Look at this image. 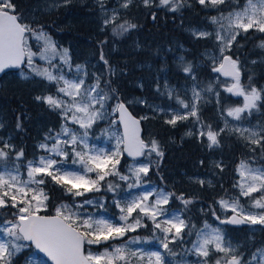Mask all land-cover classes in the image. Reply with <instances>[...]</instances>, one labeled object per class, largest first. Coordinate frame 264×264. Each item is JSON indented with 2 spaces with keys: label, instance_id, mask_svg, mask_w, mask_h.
Here are the masks:
<instances>
[{
  "label": "trees",
  "instance_id": "obj_1",
  "mask_svg": "<svg viewBox=\"0 0 264 264\" xmlns=\"http://www.w3.org/2000/svg\"><path fill=\"white\" fill-rule=\"evenodd\" d=\"M241 1L227 0L215 9H207L198 0H186L177 11H171L169 5L161 6L159 0H152L147 6L143 0H132L127 8H120L119 15L112 22L105 25L103 12L96 0H12L15 14L21 17V23L37 33L44 32L56 48L66 49L70 65H81L86 69L87 81L96 83V77L99 76L100 88L115 97L111 101H124L138 117L146 114V119L141 118L143 138L146 143L152 139L157 140L164 156L160 159L155 153L152 157L150 155L149 173L142 178L168 193H175L177 196L183 193L186 199L193 201L181 213L189 226L184 231L182 242L170 244L173 251L181 244L192 243L205 223H221V215L231 212L221 207V198L238 200L241 206L253 208L251 199L240 195L239 187L234 185L239 181L237 168L241 161L250 166L264 165L260 146L250 144L238 134L224 131L218 137L220 145L209 148V142L207 139L205 142L204 136H199L196 132L192 135L184 134L188 123L177 121L175 125L168 124L165 122L170 119L167 113L158 112L147 105L149 102L166 105L168 96L164 88L165 81L178 85L174 92H180V86L189 82V74L183 71L186 62L192 65L197 79L202 82L206 77V81H209L211 68L201 57V52L205 48H215V41L211 38L193 37L188 29L192 26L209 27L208 18L211 15L238 7ZM126 23L135 24L136 27L122 32L120 25ZM33 36L28 34V47L32 52L39 53L44 44L41 45ZM263 39L264 33L250 29L248 33H240L227 51L234 60L239 61L242 85L264 88V49L258 47ZM34 41L36 45L33 44ZM101 53L108 61L107 65L100 59ZM34 61L36 67L44 69L45 63L40 59ZM253 61L256 63L253 64ZM109 67L112 72H109ZM23 70L28 79L21 78L20 69L8 71L0 78V124L3 125L0 127V136L10 137L9 143L13 146L9 151L10 160H14L12 154L23 150L24 156L19 161L15 158L21 170H24L26 162L36 159L44 152L39 145L47 140L46 136L51 137L58 132L63 122L58 109H50L42 100H36L37 96L58 95L57 88L61 87V83L36 76L26 63ZM112 89L115 91L112 92ZM219 93L221 102L208 94L206 101L199 103L206 131L209 130L208 126L215 131L220 127V108L239 106L242 102L239 96L233 97L223 91ZM139 99L144 103L136 102ZM129 100L133 102L128 103ZM115 116V112L112 113V118ZM244 120H258L260 125H264V100L258 102V108L253 109L251 114L248 113ZM18 121L21 124L19 129L16 127ZM100 124L101 121L94 122L90 133L100 128ZM217 159L221 161V167H216ZM122 160L127 159L122 156ZM192 176L207 177L212 181L210 185H201ZM46 180L44 190L49 199L47 208L40 213L55 214L56 207L61 204L73 205L82 201V196H72L50 177ZM260 195L253 193V197ZM166 207L179 210L184 205L173 197ZM83 208L73 207L72 210L81 212ZM107 208L109 215L112 209ZM15 211L10 206L0 208V222L12 219ZM223 226L225 234L233 242L236 252L242 254L244 261L251 260L253 253L259 255L257 250L264 248V225L257 224L254 230L246 223L238 226L223 223ZM130 237L139 240L153 237L149 231V222L145 219L144 226L132 231ZM128 238L129 236L124 235L112 241L119 240L123 243ZM112 244L110 240L98 245L85 243V253L110 248ZM32 255L43 259L30 246L13 256L12 264H27ZM162 256L164 259L169 256L165 249L162 250ZM221 256L222 253L213 250L208 257L209 264H215ZM191 259L194 260L193 255ZM198 260L201 258L198 257ZM134 261L135 258L132 264ZM45 263L50 264L47 261Z\"/></svg>",
  "mask_w": 264,
  "mask_h": 264
},
{
  "label": "snow or ice",
  "instance_id": "obj_2",
  "mask_svg": "<svg viewBox=\"0 0 264 264\" xmlns=\"http://www.w3.org/2000/svg\"><path fill=\"white\" fill-rule=\"evenodd\" d=\"M67 2V0H65ZM152 0H143L147 6ZM199 4L205 7H217L225 3V0H198ZM101 10H104V0H99ZM132 0H124L121 5L127 8ZM161 6L171 5V11H177L182 7L181 0H159ZM155 18V16H153ZM115 19V17H113ZM213 24L220 23V27L224 29L225 34L216 33V40L220 42V54L222 60L218 67H213L214 72L221 73L226 77H231L233 83L225 88V91L232 95L242 96L244 103L242 106L227 108V116L232 117L235 121H243L245 117L242 115L247 112L251 114L253 109L258 108V102L264 100V89H258L255 86H245L241 84V71L239 61L232 59L230 55H225V50L230 49L233 42L242 30L248 33L250 29L264 33V0H246L243 8L228 13L227 16L211 17ZM221 21H227V27ZM110 21L105 18L104 23L107 25ZM135 24L120 25L122 32H126L130 28H135ZM31 33L37 40L44 42V49L40 53L41 59H47L45 53L49 50L55 51L51 39L44 33H37L28 25L21 23V17L15 14V5L12 0H0V73L6 69H20L22 79H28V75L23 70V65L27 64L28 69L35 74L48 81L57 83L63 82V87H58L57 91L69 97V101H64L59 97L37 96L36 100L43 101L50 109H61L64 117L67 119L68 112H72L71 120L73 123L85 129L83 136H77L69 128L62 126L61 132L56 134L55 143L49 149L46 144H40L39 147L45 149L49 155L42 156L38 161L29 160L27 163V180L21 178L19 174V166L15 169L2 167L0 170V208L11 207L16 211L12 213V219H4L0 222V264H12L13 256L21 252L23 248L35 245V248L44 253L52 264H132L133 258L143 264L145 256L138 251H130L126 245L114 246L111 251L105 248L102 253L93 254L88 252L85 254L84 245L101 244L109 240H116L125 235L126 232L135 231L138 227H143L142 221L148 218L153 222L154 229H158L163 234L161 247L168 252L169 255L175 256L176 253L170 248V244H178L182 242L185 229L188 223L182 218L181 213L187 210L188 206L193 203L192 199H186L184 194L176 195L175 193L165 192L163 189L154 193L153 191H145L143 194L136 196L131 201L122 205L116 202V207L120 210V224L114 223L110 218H94L89 215L86 218L73 211L75 208H83L86 204L104 205L98 200L85 199L81 204H61L56 207L54 216L41 215L40 212L47 208L48 194L44 190L47 184L46 178L60 185L65 191L74 197L84 196L88 192H100L103 184L107 183V191H114L115 186L111 181L107 180L110 176L118 177L120 180L128 181L131 177L135 178L134 183H129V189L141 184V177L147 176L149 166L140 163L138 166L130 167L129 175L122 174L118 165L120 160L118 157L121 152H126L128 156L142 157L155 153L160 159L163 158L164 152L160 143L152 139L145 142L140 135V121L133 118L127 111L123 102H118L113 111H119L120 123L123 124V135L117 137V143L114 151L106 152L104 149H98L95 146L90 147L86 137L87 129L99 119L104 118L101 109L105 108L107 102L115 97L110 96L108 92L100 88V77H96V83L85 86L84 79L67 80L63 75L57 76L49 71L48 68L40 69L34 65L32 52L28 47V34ZM194 35L198 37H208V32H196ZM258 47L264 49V41ZM63 56L67 63V50ZM100 59L107 65L108 61L101 53ZM183 59V58H181ZM253 64L256 61L252 62ZM80 70V66H77ZM113 70L109 67V72ZM183 71L189 75L193 74L192 65L183 68ZM86 75V74H85ZM193 79L195 76L193 75ZM252 77H249L251 81ZM250 89V90H249ZM207 91H211L209 86ZM112 92L115 89L111 90ZM192 102L186 103L180 100L179 103L185 109L190 108L191 111L184 115L174 113L170 119L165 122L175 125L177 121L186 120L191 117H198L197 102L201 99V92L192 89ZM219 96V93H217ZM99 105L100 108H95ZM81 114V115H77ZM142 119H146L143 117ZM0 127H3L0 124ZM19 129L21 124L17 123ZM206 133L208 147H218L220 140L218 137L221 132L228 128V122L225 121V128L219 131L211 130ZM51 131V130H50ZM231 132L238 134L241 138L250 144L261 147L262 158H264V125L260 126L257 132L252 128H243L234 125L230 129ZM187 135H192L191 132ZM201 136L205 133L201 132ZM65 136L68 139L61 140L59 137ZM50 137L46 136L45 139ZM82 145L83 150H77V145ZM121 145L123 148L121 149ZM13 146L4 142L3 148H0V161H5L9 157L10 149ZM71 148L73 155V163L79 164L82 170H69L63 167L66 158L69 156L68 148ZM60 157L61 159L53 158ZM24 156L23 150L16 152V160L19 161ZM203 163V162H201ZM216 167H221L216 164ZM240 180L234 187H239L240 195L249 197L252 201V207L264 210V165L261 167H250L247 162L241 161L237 168ZM89 173H95V177L89 176ZM199 183L203 185L204 181ZM253 193H260L259 197H253ZM155 195L154 200H150ZM175 197L184 205L183 209H179L173 213H167L164 208L169 204L171 198ZM222 208L231 210L234 214L231 218L221 220L220 222L240 225L249 223L251 225H264V211L259 213L246 211L241 207L238 200H225L221 198L219 201ZM136 213L134 216L133 214ZM215 215V213H213ZM166 217L163 220L159 217ZM219 219V217H217ZM207 227V225H206ZM30 242V244L18 243ZM222 253L215 264H264V248L258 249L257 253H253L251 260L244 261L241 253H237L231 243L226 244L221 229L212 228L208 232H198L197 241L193 242L194 253L201 258L198 264H209L208 257L212 251ZM148 264H168L159 251L147 254ZM33 264H45L43 261H33Z\"/></svg>",
  "mask_w": 264,
  "mask_h": 264
},
{
  "label": "rangeland",
  "instance_id": "obj_3",
  "mask_svg": "<svg viewBox=\"0 0 264 264\" xmlns=\"http://www.w3.org/2000/svg\"><path fill=\"white\" fill-rule=\"evenodd\" d=\"M97 3L100 6L99 0H96ZM227 1V0H225ZM230 1V0H228ZM186 2V0H181V4H184ZM124 3V0H104V10L103 12V16H104V20L105 18H107L110 22H112L114 19L113 17H116L119 15L120 13V8L121 5ZM246 3V0H242L240 6L238 7H234L229 11L226 12H218L216 14L211 15L208 18V24L209 27L204 25V26H192L190 27L188 30L192 33L193 37H198L196 35H194V33L196 32H208L210 33V36L208 37H203V38H211L215 41V48H205V50H203L201 52V57L208 62V64L210 65V72L212 73L211 77L209 78V81H206V77L202 80V82L196 78L195 73H193L192 75H189V82L184 83L180 86V92L176 91L174 92V90L176 88H178L176 84L174 83H170L169 81H165L164 82V88H165V92L166 96H168V101L166 102V105L162 106L159 104H154V103H148L147 105L150 106L152 109L158 111V112H165L167 113L170 118L174 113H179L181 115L186 114L187 112H190L191 109H185L184 107H182V105L179 103L180 100L185 101L186 103H191L193 96H192V89L195 86L197 91L201 92V99L197 102V109H198V117L199 120H197L196 117H191L189 116L188 119L186 120H180L181 122H186L188 123L187 125H189L185 131V135H187V133L191 132L193 134V132H196L197 135L200 136L201 132H204L205 135V142L207 139L206 136V127L203 126L202 123V118H201V114L199 112V103L203 102L204 100L206 101V98L208 97V94H211L212 97H214L215 100H217L219 102H221L220 98V92L223 91L224 94H227L228 92L225 91V88L229 85H231L233 83L232 78L230 77H226V76H222L220 75L218 72H214L212 69L213 67H218L219 63L222 60V56L220 54V42L216 40V33L219 31L221 32L222 35L225 34L224 29H222L220 27V23L217 24H213L211 21V17L216 16V17H220L221 15L227 16L229 12L234 11V10H238L243 8L244 4ZM171 7V5H169ZM205 7V6H204ZM207 9H215L216 7H206ZM101 9V8H100ZM221 23L224 24L225 28L227 27V21H221ZM256 30V29H255ZM240 33H243V31L241 30ZM35 39L36 37L33 36ZM37 40V39H36ZM41 45L44 44V42L42 40H38ZM264 41V39L262 40ZM260 41V43L262 42ZM259 43V44H260ZM33 44L36 45V41L33 42ZM54 45V44H53ZM55 46V45H54ZM45 45H43L42 50L44 49ZM180 49H184L183 47H180ZM66 49H59L55 47V51L49 50L45 53L47 59H41L40 58V53H36V55L33 56V62L35 64L34 59H40L43 63L44 68H48L49 71H51L53 74L60 76L63 75L65 79L67 80H78V79H84L85 80V86H89V85H93L95 83H91L89 81H87L86 79V69H84L83 66H80V70H78L77 66H71L69 63V55L67 52V63L65 62V58L63 56V53ZM229 49L225 50V55H229L227 53ZM233 59V58H232ZM200 61L202 62V60L200 59ZM198 60V65L201 64ZM264 61V59H263ZM190 63L186 62L184 63L185 67L188 66ZM240 68V67H239ZM193 75L195 76V79H193ZM241 81V80H240ZM55 82V81H54ZM57 83V82H55ZM61 87H63V82L61 81ZM242 84V83H241ZM211 86L212 90L211 91H207L206 89ZM264 89V88H262ZM250 90V89H249ZM217 93H219V96H217ZM230 95H232L231 93H228ZM233 97H238L236 95H232ZM56 97L61 98L64 101H69V97L64 96L63 93H59L58 95H56ZM240 99L242 100L241 104L239 106H242L244 103L243 97L239 96ZM171 99V100H170ZM70 102V101H69ZM128 103L133 102V100H129L127 101ZM136 102H140L141 104L144 103L143 100H136ZM118 103L117 100H109L107 102V104L105 105L104 109H101V111L104 113V118L103 119H99L96 121H101V127L97 128L95 131L90 133V128L87 129L88 135L86 137L87 143L90 147L95 146L98 149H104L106 152L111 153V151L115 150L116 147V143H117V137L121 136V132L120 129L118 127V125H116V116L114 118H112V113H114L115 111H113V108L115 107V105ZM229 107H237V106H225L224 108H220L218 111V115H219V120H220V127L217 128L216 131H219L221 128H225V121L228 122V128L225 129V131H227L228 133H234L231 132L230 129L232 128V126L237 125V126H241L243 128H252L255 129L257 132L260 131V124L258 123V120H243V121H235L233 120L232 117L227 116V108ZM95 108L99 109L100 106L99 105H95ZM61 114H62V118H63V122H62V126L69 128L74 134H76L77 136H83L85 129L81 128L79 126V124L77 123H73L71 120V116H72V112H68L67 116L68 118L66 119L63 115V112L61 109H58ZM77 115H81V114H77ZM245 119L248 115L247 112L242 114ZM146 114H142L140 115V118L145 117ZM95 121V122H96ZM191 125H194V127H192ZM62 126L60 127L59 131L56 132L54 135H52L49 139L44 140L41 142V144H46L47 147L50 149L53 144L55 143V139H56V134L61 132ZM213 130V129H211ZM215 131V130H213ZM236 134V133H234ZM9 136H0V148H3V144L4 142H8L9 143ZM61 140L64 139H68V137L65 136H60L59 137ZM208 142V140H207ZM121 149H122V145H121ZM12 150V148L10 149H5V151H10ZM77 150H83V146L82 145H77ZM43 153L38 155L36 157V159H34L33 161H38L40 159V157L42 156H48L49 153L43 149ZM68 152H69V156L66 158L65 163L63 164V167L69 170H82L81 166L79 164H74L73 161V155H72V150L69 147L68 148ZM154 153H151V157ZM53 158L56 159H61L60 157H55V154H52ZM11 156H13L14 160H10L9 157L7 160L5 161H0V170H2V167H7L8 169H15L18 165V162H16L15 158H16V154H12ZM122 152L121 155L118 157V159L120 160V164L118 165V169L119 171L124 174V175H129L131 177V173L129 171L130 167L133 166H138L140 163L143 164H147L149 166V156L150 155H145L143 156L140 160H136V161H123L122 160ZM27 163L26 162L24 164V170H21L19 168V174L21 176L22 179L27 180ZM217 164H220L221 161L219 159L216 160ZM250 166V165H249ZM253 168L256 167H260V166H250ZM89 176H91L92 178L95 177V173H89ZM143 176V175H142ZM192 179L196 180V181H200L203 180L204 183L203 184H207L210 185L211 184V179L209 178H205V177H197V176H192ZM107 180L111 181L115 186V190L114 191H107V183L103 184L102 190L100 192H88L85 194H89L91 193L89 196H82V201H80L79 203L81 204L85 199L87 200H98L101 203H103L104 207L101 208L99 207V205H92V204H86L84 205L85 208H83V210L81 212H78L81 217L86 218L87 216L91 215L94 218H100V217H104V218H110L114 223L120 224L121 221L119 220V217L121 215L119 208L116 207V202L119 201L122 205L126 204L127 202L131 201L132 199H134L136 196L143 194L145 191H153L154 193L160 191L162 188H157L155 185L150 184L146 181H144V179L141 177V184L139 186L133 187L131 189H129L128 184L129 183H134L135 182V178L131 177L128 181H123L120 180L118 177L115 176H110L107 178ZM240 180V177H239ZM164 190V189H163ZM165 192H167L166 190H164ZM108 196V197H107ZM259 197V196H257ZM150 200H154L155 199V195L151 196L149 198ZM251 206H252V202ZM108 205V206H106ZM88 206V207H86ZM110 207L112 210L109 215L107 213H109L108 208ZM243 208H245L246 211H251V212H255V213H259V211H257L256 208H247L244 206H241ZM164 208L167 210V213H173L176 212L178 209H172V208H167L166 205L164 206ZM106 210V211H105ZM75 211V210H73ZM231 211V210H230ZM229 214H232V211L230 213H223L221 215L222 219H225L229 216ZM134 216L136 215V213L133 214ZM182 216V215H181ZM166 217H159L158 219L163 220ZM183 218V217H182ZM145 219L149 222V231L151 232V234L153 235V237H150L148 239H141L139 240L138 238H131L130 235L132 233V231L126 232L125 235L129 236L128 240H126L123 243H120L119 240L117 241H111V243H113L111 245L109 249V251H111V249L114 246L117 245H126L127 249L130 251H138L140 253H143L145 256V259L143 261V264H148V260H147V254L154 252V251H159L162 255V250L163 248L161 247V240L163 239V234L158 230V229H154V225L153 222L148 219V218H144V220L142 221L143 225L145 224ZM250 229L254 230L256 228L255 225H251L249 223H246ZM207 225V227H206ZM139 228V227H138ZM212 228H219L221 229L222 235L224 236V240L225 243H231V245L236 248L233 244V242L228 238V236L225 234V227L223 226L222 223H217V224H208L205 223L202 227L201 230H199L198 232H208L210 231ZM137 229V228H136ZM194 241H197V235L196 238L194 239ZM193 241V242H194ZM193 242L190 243L189 245H184L181 244V246L177 247V249L174 251L176 253L175 256L169 255L167 257V259H165L168 264H198V256L194 253V251H190L191 249H193ZM21 243V242H18ZM25 243V242H23ZM104 251V249L102 250H96L95 252H91L93 254H99L102 253ZM192 255L194 260H192ZM180 257V258H176V257ZM43 261L45 262L43 259H39L37 256L32 255L31 257L28 258V262L27 264H33V261ZM134 264H140L139 261H134ZM46 264V263H45ZM253 264H257L256 261L253 262Z\"/></svg>",
  "mask_w": 264,
  "mask_h": 264
},
{
  "label": "water",
  "instance_id": "obj_4",
  "mask_svg": "<svg viewBox=\"0 0 264 264\" xmlns=\"http://www.w3.org/2000/svg\"><path fill=\"white\" fill-rule=\"evenodd\" d=\"M24 66V65H23ZM22 66V67H23ZM16 70H19V69H16V68H10V69H6L4 72L0 73V78L1 76L8 72V71H16ZM220 75H222L221 73H219ZM224 76V75H222ZM231 78V77H230ZM119 102H123L128 113L135 119L139 120L140 121V135H141V138L144 140L143 138V131H142V125H141V118L134 115L130 109L128 108L127 104L124 102V101H119ZM115 114H116V123L118 124L119 126V129H120V132H121V136L123 135V131H124V128H123V124L120 123V113L119 111H115ZM122 148H123V145H122ZM122 155L125 159L129 160V161H136V160H140L142 157H137L135 159H133V157H130L127 155L126 152H122ZM41 215H47V216H54L55 214H44V213H40ZM234 214H231L228 218H231ZM229 225H233V224H229ZM233 226H237V225H233ZM26 244H30V242H25ZM31 247L33 248V250L35 251V253H37L38 255H40L45 261H47L48 263L52 264V261L42 252H40L38 249L35 248V245H31ZM85 247V245H84ZM84 252H85V249H84ZM86 254V253H85Z\"/></svg>",
  "mask_w": 264,
  "mask_h": 264
}]
</instances>
